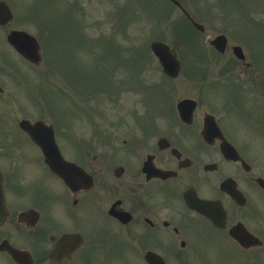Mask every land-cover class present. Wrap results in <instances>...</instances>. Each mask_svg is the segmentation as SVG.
Returning <instances> with one entry per match:
<instances>
[{"label":"flooded vegetation","instance_id":"1","mask_svg":"<svg viewBox=\"0 0 264 264\" xmlns=\"http://www.w3.org/2000/svg\"><path fill=\"white\" fill-rule=\"evenodd\" d=\"M223 1L199 6L183 0L188 31L209 35L204 58L189 59L204 74L191 77L188 97L170 93L162 100L158 92L149 100L144 92L139 105L121 116L116 107L104 114L69 106L65 97L57 106H31L36 98L22 84L13 87L0 69L6 89L0 94V131L8 136L0 138L6 204L0 264H201L209 248L235 243L223 235L219 244L214 240L221 235L212 232L227 233L237 223L255 235L264 231V140L245 134L264 130V107L246 106V98L264 95V43L256 42L261 29L240 26L242 16L221 7ZM38 28L21 6L0 26V40L11 31ZM219 34L226 35L223 51L210 45ZM8 89L15 97H5ZM57 89L67 93L66 81ZM184 98L195 101L187 121L176 108ZM25 119L52 127L62 157L81 169L67 172L79 177L78 188L48 168L39 146L18 126ZM225 142L236 149L226 146L234 157H225ZM197 200L223 206V229L197 211Z\"/></svg>","mask_w":264,"mask_h":264},{"label":"rangeland","instance_id":"2","mask_svg":"<svg viewBox=\"0 0 264 264\" xmlns=\"http://www.w3.org/2000/svg\"><path fill=\"white\" fill-rule=\"evenodd\" d=\"M59 0H56V2H58ZM96 0H82L81 3L84 5V8L87 9V11L85 10V15L86 18L88 20V22L92 21L95 18H98V20H100V18H102V20H104L108 15L110 10H112V6L111 3L108 2V0H98V5L95 2ZM131 1V2H130ZM145 1V0H144ZM142 0V2H140V0H124V4H130L133 6V8L139 13V11L141 13H139V20L142 21H147L148 22V17H152L154 19V22L151 23V29L156 32L157 34H162L163 31V27H164V23L162 22L161 19V14H162V4L161 2H159L158 0H148L146 1V3ZM154 1H156L157 5H154ZM108 2V4H107ZM117 2L119 3V0H117ZM107 4V5H106ZM147 4V5H146ZM151 9L153 10V12H151ZM120 15V16H119ZM118 16L121 17L122 14H119ZM155 15V16H152ZM118 16L116 15L117 18V24H116V29H118L119 24H123V20H119ZM93 24H90V26H92ZM105 25V23H104ZM137 25L136 24H132L130 25V27L128 28V30L126 31V33L124 34L125 31L123 30H116V32L118 33V37L120 38V42L123 41L125 44L128 43H142L144 41V37L141 33V29H137L136 28ZM64 35H63V44H64V49H65V53L66 56L68 55V57L71 60V67H69L70 72L72 75H77V72H79V65L78 62L83 64L87 61V59L89 58L86 55H83V53L80 50L79 47V43H78V39L79 37L84 34V32L82 31V23L79 20V18L77 16H72L71 17V21L67 24V26L64 28ZM122 34H119L121 33ZM115 33V31H114ZM113 33V34H114ZM103 39L102 41L104 42L106 39L109 40V44H107V46L105 47H109L114 46L116 44V38H113L112 36H106L105 34H102ZM151 36V35H149ZM139 39V41H138ZM260 39L261 42L264 43V34H260ZM90 43L88 45V50L92 51L93 49H96L95 51H93V58H94V53H97V47L99 46H103V43H100V39L99 38H90ZM124 43H120V47H122V45ZM109 45V46H108ZM59 49H63L61 46H58ZM56 49V55L58 56L57 58H61L62 60H64V54L62 51H60L59 49ZM86 48V49H87ZM124 49V48H123ZM100 53V57H102V53ZM124 56H126V54H123ZM61 59H58V66L60 67L61 65ZM91 66V65H89Z\"/></svg>","mask_w":264,"mask_h":264},{"label":"water","instance_id":"3","mask_svg":"<svg viewBox=\"0 0 264 264\" xmlns=\"http://www.w3.org/2000/svg\"><path fill=\"white\" fill-rule=\"evenodd\" d=\"M156 47H158V46H156ZM157 49H155V51H156ZM163 51H165L164 49H163Z\"/></svg>","mask_w":264,"mask_h":264}]
</instances>
